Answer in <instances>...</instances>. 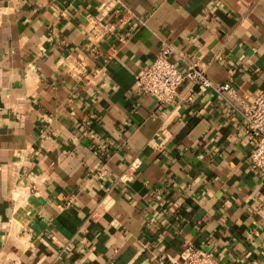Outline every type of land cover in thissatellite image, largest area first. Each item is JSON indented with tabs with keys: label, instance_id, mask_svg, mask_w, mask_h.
Here are the masks:
<instances>
[{
	"label": "crops",
	"instance_id": "crops-1",
	"mask_svg": "<svg viewBox=\"0 0 264 264\" xmlns=\"http://www.w3.org/2000/svg\"><path fill=\"white\" fill-rule=\"evenodd\" d=\"M102 1L0 0V264H264V0ZM165 44L231 92L138 93Z\"/></svg>",
	"mask_w": 264,
	"mask_h": 264
},
{
	"label": "built area",
	"instance_id": "built-area-1",
	"mask_svg": "<svg viewBox=\"0 0 264 264\" xmlns=\"http://www.w3.org/2000/svg\"><path fill=\"white\" fill-rule=\"evenodd\" d=\"M116 5L119 11L125 7L122 0H103L98 7V13L104 12ZM126 13L130 10L125 8ZM175 51L169 45L159 50L155 58L141 71L135 80V90L140 94H149L159 103H176L179 99L178 88L185 80L199 83L204 88L221 94L231 92L228 82L218 84L210 80L204 70L195 62L187 63L186 69L180 71L169 56ZM245 120V130L251 139L248 160L251 166L264 177V87L259 89L248 107L238 110ZM99 168L98 176L103 175ZM183 264H220L210 252L188 245L182 252Z\"/></svg>",
	"mask_w": 264,
	"mask_h": 264
},
{
	"label": "clouds",
	"instance_id": "clouds-1",
	"mask_svg": "<svg viewBox=\"0 0 264 264\" xmlns=\"http://www.w3.org/2000/svg\"><path fill=\"white\" fill-rule=\"evenodd\" d=\"M237 247H239V245H237ZM248 255H250V253H248Z\"/></svg>",
	"mask_w": 264,
	"mask_h": 264
}]
</instances>
